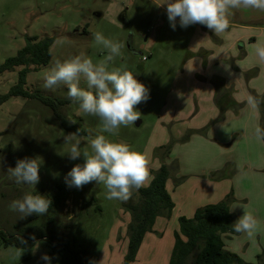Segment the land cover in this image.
<instances>
[{"label": "rangeland", "instance_id": "obj_1", "mask_svg": "<svg viewBox=\"0 0 264 264\" xmlns=\"http://www.w3.org/2000/svg\"><path fill=\"white\" fill-rule=\"evenodd\" d=\"M164 2L0 0V66L17 55L28 37L54 38L50 63L37 70L30 68L25 76L24 90L29 94L39 92L44 97L67 101V104L60 107V112L71 124L80 125L84 129L83 136L75 134L82 152L88 151L91 154L90 141L98 135L124 142L146 156L149 177L159 164H167V159H173L170 154L176 144L187 143L194 135V132L188 131L178 139L172 134L182 127L191 126L190 121H187L197 110V101L202 93H206L200 88H204L201 83L208 76L205 70L215 72L210 63L215 55L213 48L218 45L216 37H220V34H215L201 24L181 28L179 18L173 30ZM256 14L264 16V11L257 13L255 9H232L228 16L229 28L226 30H235V25L238 30L252 29L257 39L243 49L248 55L244 53L235 62L230 60L226 63L235 69L239 66L245 70L243 75L247 81L252 78L259 81L264 79V63L258 61L252 47L258 41L264 42V23L246 21ZM96 32L122 45L121 55L107 62L109 70L123 66L149 90L147 101L136 106L141 113L140 119L127 127L121 126L116 135L102 132L99 119L84 113L77 103L68 98L66 86L60 85L54 90L43 87L44 76L57 59L62 62L70 60L84 50L94 64L106 60L108 51L95 43L93 33ZM21 69L16 68L15 71L0 75V96L8 94L17 84ZM217 80L220 81V78H211L214 83ZM79 86L94 91L88 89L83 77ZM191 108L193 112L189 114ZM208 129L199 130L202 133L196 134L209 136ZM68 134L71 133L61 128L51 109L36 98L12 96L0 105V229L13 233L24 226L47 225L62 238L70 241L74 239L76 250L87 252V264H124L128 252V224L131 215L124 209V201L106 198L107 190L103 184L93 181L80 189L67 186V173L76 164L84 163L83 156L77 160L69 158L67 153L71 143H65L64 140ZM187 135L189 139L181 142ZM173 141L170 154L162 158L159 149ZM233 142L230 140L226 146ZM235 147L230 155L244 153L245 146L241 144L239 149ZM197 149H200L199 145L193 143L181 154L189 157L188 154ZM24 158L38 159L40 163V181L35 186L17 184L9 176L8 169L14 168L17 160ZM173 160L169 164L175 163L178 169V161L175 158ZM233 167L232 171L236 173L235 164ZM213 174L220 175L215 172ZM59 186L67 189L59 191ZM26 193L46 197L51 201L50 207L57 193L66 194V198L59 209L49 207L44 215L32 214L21 219L20 213L10 210L9 204ZM252 200L240 203L258 221L256 234L249 238L246 233L240 235L236 232L231 234L233 236L230 239L228 235L222 238L227 247L234 245V253L245 262L259 264L256 256L264 255V239L259 243H255L254 239L257 235L261 238L262 233L264 238V197L260 201L256 198ZM174 241L173 230H166L161 236L154 232L148 233L131 264H169ZM243 241L249 243V246H245ZM237 248L241 251H237ZM17 249L20 248L0 245V264H46L41 259L44 254L51 258V264H59L53 261L47 242L43 239L36 241L30 249H21L24 251L20 258L14 255ZM225 250L228 251L227 248Z\"/></svg>", "mask_w": 264, "mask_h": 264}, {"label": "clouds", "instance_id": "obj_2", "mask_svg": "<svg viewBox=\"0 0 264 264\" xmlns=\"http://www.w3.org/2000/svg\"><path fill=\"white\" fill-rule=\"evenodd\" d=\"M163 4L167 5L166 12L173 30L179 18L181 28L201 24L215 34H221L229 28L228 16L232 9L264 11V0H165ZM93 38L97 45H102L108 51L105 61L94 64L84 50L70 60L62 62L57 59L47 70L43 87L54 90L60 85L66 86L68 98L77 103L84 113L97 117L102 132L116 135L121 126L127 127L140 119L141 113L136 106L147 101L149 90L123 66L109 70L107 62L121 55V43L107 39L99 32L93 33ZM252 47L258 61L264 63V42L258 41ZM224 69L230 71V66L224 65ZM81 77L86 80L88 89L94 91L79 86ZM260 102L251 96L247 100L253 109L258 108ZM254 136L258 142H264V128L256 126ZM64 140L65 143H71L67 153L71 160H77L81 156L84 158L82 165L76 164L67 173L65 181L68 187L80 189L95 181L104 185L107 199L126 202L134 190L144 186L149 175L148 160L128 144L98 135L90 141V154L80 150V141L75 139V133L68 134ZM73 141L75 142L72 143ZM39 168L38 159L24 158L17 160L16 166L10 167L8 173L17 184L35 186L40 181ZM50 204L51 201L44 196L26 193L22 198L13 200L9 208L20 213V218L23 219L32 214H46ZM240 207L244 209V213L235 221L234 230L246 233L251 238L256 234L259 223L244 206ZM23 251L17 249L14 255L20 258ZM41 259L46 264H51V258L47 254L42 255Z\"/></svg>", "mask_w": 264, "mask_h": 264}, {"label": "crops", "instance_id": "obj_3", "mask_svg": "<svg viewBox=\"0 0 264 264\" xmlns=\"http://www.w3.org/2000/svg\"><path fill=\"white\" fill-rule=\"evenodd\" d=\"M256 11L257 13L261 12L260 10ZM257 15L251 16L246 21L264 23V16ZM235 28L234 31H226L221 33L220 37H216L218 45L213 48L215 55L210 63V67L215 69V72L205 70L208 76L201 83L204 88H200L204 89L206 93H202L201 98L197 101V110L187 121H190L191 126L182 127L172 134L179 139L188 131L194 132L187 143L176 144L172 149L170 155L178 161L179 168H175V163L169 164L174 161L172 158L171 161L166 160L171 167L166 189L172 198L174 209L169 219L160 217L156 220L153 232L157 235H163L166 230H173L175 233L179 228L178 220L181 217L192 218L198 209L217 204L230 193L233 194L230 210L235 219L244 213V209L240 207L242 206L240 202L247 199L250 202V200L253 201L252 198L260 201L261 197H264V142H258L254 136L255 127H260L261 112L259 106L253 109L247 103L252 93L259 96L263 95L264 79L260 81L255 78L249 81L245 80L243 73L246 71L239 66H236L237 69L230 66V71H225L224 65H227L226 63H229L230 60L235 62L244 53L248 55L243 49L257 40L252 29L242 28L238 30L236 25ZM212 77H219L220 81L217 80L214 83L211 81ZM217 84L229 97V99H225L227 104L218 103L221 96L218 93ZM231 102L240 104L243 108L233 112ZM221 106L227 108L224 119L222 122H215L211 126L210 123L219 117ZM192 112L193 108L188 113L191 114ZM203 129H208L209 136L204 137L196 134L197 132L202 133L199 130ZM230 140L231 143L234 141L233 144L226 146ZM193 143L198 144L200 149L189 153V157H183L181 152L189 149ZM241 144L243 147L245 146L244 153L230 155L234 146L239 149ZM233 164H235L236 173L234 170L232 171ZM160 167L161 164L152 171H156ZM214 172L220 173V175H216L219 176L218 178H213ZM151 180L152 175L147 178L143 188L149 186ZM233 208L235 209L233 210ZM231 236L233 235H228L227 238L230 239ZM263 239L262 233L261 238L257 235L254 242L259 243ZM243 243L245 246H249L246 241ZM233 247L234 245L231 248L225 245L228 251L234 253L236 250H233ZM237 249V251H241L239 248Z\"/></svg>", "mask_w": 264, "mask_h": 264}, {"label": "trees", "instance_id": "obj_4", "mask_svg": "<svg viewBox=\"0 0 264 264\" xmlns=\"http://www.w3.org/2000/svg\"><path fill=\"white\" fill-rule=\"evenodd\" d=\"M53 43L54 38L50 37H28L25 46L18 51L17 55L7 59L0 66V75L15 71L16 68H22L18 74L17 84L11 88L8 94L0 96V105L12 96L36 98L51 109L63 130L83 136L84 129L80 125L71 124L60 112V107L67 104L66 100L44 97L39 92L29 94L24 90L25 76L30 68L37 70L50 63V49ZM216 86L221 96L218 103L224 102L226 98L229 99L227 94L221 90V86L218 84ZM252 96L261 101L259 104L261 128H264V97L255 93H252ZM224 103L227 104V102ZM231 103L235 111L242 107L240 104ZM226 110L227 108L221 106L219 117L210 125L223 120ZM189 137L187 135L180 141L185 142ZM174 141L159 149L162 158L170 154ZM151 174L152 180L149 186L134 191L131 198L123 203L124 209L131 215V221L128 224V252L124 264H131L135 261L146 235L153 232L156 220L160 217L169 219L174 209V203L166 189L171 167L162 163L161 167L152 171ZM214 177L218 178L219 176L214 175ZM62 189H67V187H58L59 191ZM65 198L66 194L57 193L50 209H59ZM232 201L233 194L230 193L223 201L198 209L192 218L181 217L178 220L179 228L174 233L175 241L169 264H251L245 262L239 255L225 250L222 236L236 233L234 230L236 219L230 210ZM40 239L47 242L53 261H57L59 264H87V252L76 250L74 239L70 241L62 238L47 225L24 226L13 233H6L0 229V245L3 246L30 249ZM257 260L259 264H264V255H258Z\"/></svg>", "mask_w": 264, "mask_h": 264}, {"label": "water", "instance_id": "obj_5", "mask_svg": "<svg viewBox=\"0 0 264 264\" xmlns=\"http://www.w3.org/2000/svg\"><path fill=\"white\" fill-rule=\"evenodd\" d=\"M139 124V123H138Z\"/></svg>", "mask_w": 264, "mask_h": 264}]
</instances>
